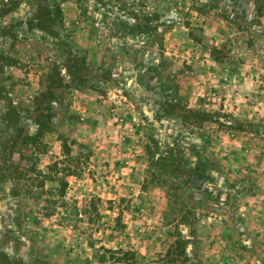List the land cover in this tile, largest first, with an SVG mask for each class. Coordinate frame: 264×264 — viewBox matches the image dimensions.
<instances>
[{
	"label": "rangeland",
	"instance_id": "rangeland-1",
	"mask_svg": "<svg viewBox=\"0 0 264 264\" xmlns=\"http://www.w3.org/2000/svg\"><path fill=\"white\" fill-rule=\"evenodd\" d=\"M0 264H264V0H0Z\"/></svg>",
	"mask_w": 264,
	"mask_h": 264
},
{
	"label": "trees",
	"instance_id": "trees-1",
	"mask_svg": "<svg viewBox=\"0 0 264 264\" xmlns=\"http://www.w3.org/2000/svg\"><path fill=\"white\" fill-rule=\"evenodd\" d=\"M44 128L50 130V127L47 125ZM33 140H35V138ZM63 146V154L69 156V147L66 143H64ZM35 149L39 150L40 148L36 147ZM67 158L68 157L52 163L48 167L47 173L37 171L35 167L32 169L30 168L32 173L27 177L31 180L29 192L32 193V186L36 187V190L32 193V197L38 203L39 209L41 210L39 213L42 217L58 215L59 219L63 220V218H70L72 216H77L79 218L84 216V218L88 219L89 223H92L99 217L97 207L94 205V198L85 199L81 205L77 203V201L69 202L65 199L66 187L68 186V181L65 177L77 174L76 171L70 167V164L67 166L64 164ZM60 164L63 165L59 166ZM55 176H59L56 177L59 180V185L46 188L44 180H54Z\"/></svg>",
	"mask_w": 264,
	"mask_h": 264
}]
</instances>
